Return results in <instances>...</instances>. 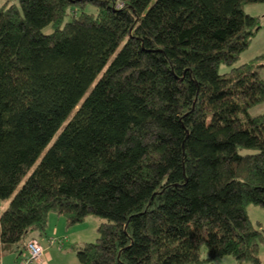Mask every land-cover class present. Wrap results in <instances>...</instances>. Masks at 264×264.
<instances>
[{
  "label": "trees",
  "instance_id": "obj_1",
  "mask_svg": "<svg viewBox=\"0 0 264 264\" xmlns=\"http://www.w3.org/2000/svg\"><path fill=\"white\" fill-rule=\"evenodd\" d=\"M263 1L5 0L0 254L54 212L103 219L79 264H259L264 51L238 60Z\"/></svg>",
  "mask_w": 264,
  "mask_h": 264
},
{
  "label": "rangeland",
  "instance_id": "obj_2",
  "mask_svg": "<svg viewBox=\"0 0 264 264\" xmlns=\"http://www.w3.org/2000/svg\"><path fill=\"white\" fill-rule=\"evenodd\" d=\"M5 0H0V5ZM244 10L247 13H250L252 15H257L259 17V25L260 27L255 31V34L253 35L248 47L240 54L238 63H242L245 61L251 60L256 54L264 51V1L263 2H253V3H247L244 5ZM70 19V15H66L64 17L63 21H67ZM52 30L51 25H47L43 28L44 32H50ZM228 67L222 64L219 68L220 72H223ZM259 71L261 72V75L264 77V65L259 67ZM264 110V102L257 104L251 108H249V113L254 115L259 112H262ZM251 150L248 149H242L241 152H248ZM8 200L0 201V211L4 209V207L7 205ZM247 215L253 224L257 229L260 230L262 234H264V207L255 205V204H248L246 206ZM57 217L60 218V220L63 223V226L65 227L64 219L61 215H58L57 213L50 212L47 218V224L45 230L40 233L36 230H33L28 233L30 236H36L37 240L36 242L41 246L42 248V255L41 258L38 260L43 259V253H44V247L43 246H50L53 244V246H61L62 243L60 239L57 237H53V235L50 234L51 230L53 229V225L56 224ZM98 216L95 215H88L82 222L75 224L74 226H71L68 228V242H64V246L62 247L64 252H66L64 259L66 263L68 264H79V261L76 256V250L72 248V245H74L75 242H92L97 237V226L102 221ZM52 237H49V236ZM49 237L48 239H46ZM34 240V239H29ZM44 240H47V244L43 245L42 243ZM27 241V242H28ZM43 245V246H42ZM60 247V248H61ZM200 256L201 258H204L207 256L206 249L204 246H201L200 248ZM258 257L260 260L259 264H264V245L263 243H259V251H258ZM38 261H32L28 264H34V262ZM0 264H21L20 262V256L16 252H8L6 254H3V256H0ZM49 264V262H48ZM195 264H253L251 262H245V261H237L233 256L231 255H224L219 256L213 259L211 263L207 262H201V263H195Z\"/></svg>",
  "mask_w": 264,
  "mask_h": 264
},
{
  "label": "crops",
  "instance_id": "obj_3",
  "mask_svg": "<svg viewBox=\"0 0 264 264\" xmlns=\"http://www.w3.org/2000/svg\"><path fill=\"white\" fill-rule=\"evenodd\" d=\"M68 228L69 227H67L66 225L64 227L60 218L57 217L56 224L53 225V229L50 232V234L53 235V237H57V239L58 238L60 239V241L62 243V245H61L62 247L65 244L64 242H68V236H69ZM51 235L49 237H52ZM49 237H47L46 239H48ZM27 239L28 240L29 239L37 240V237L28 235ZM83 243L84 242H81L79 240V242H75L74 245H72V248H74L73 246H79ZM42 244L43 245L47 244V240H44V242ZM61 246L55 247V246H53V244H51L50 246H46V245L43 246L45 248L43 256H42L43 259L38 261V262H34V264H48V262H49V264H68V263H66V261L64 259L66 252H64V250ZM0 256H3V255L0 254Z\"/></svg>",
  "mask_w": 264,
  "mask_h": 264
},
{
  "label": "built area",
  "instance_id": "obj_4",
  "mask_svg": "<svg viewBox=\"0 0 264 264\" xmlns=\"http://www.w3.org/2000/svg\"><path fill=\"white\" fill-rule=\"evenodd\" d=\"M118 6V4H117ZM42 255V248L36 240H30L26 243L25 252L21 254V264H28L32 261H38Z\"/></svg>",
  "mask_w": 264,
  "mask_h": 264
}]
</instances>
